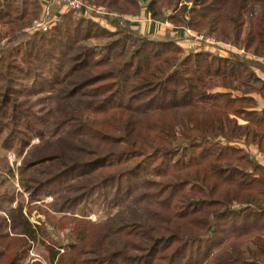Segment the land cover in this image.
Returning a JSON list of instances; mask_svg holds the SVG:
<instances>
[{
    "label": "trees",
    "instance_id": "obj_1",
    "mask_svg": "<svg viewBox=\"0 0 264 264\" xmlns=\"http://www.w3.org/2000/svg\"><path fill=\"white\" fill-rule=\"evenodd\" d=\"M86 1L118 14L105 16L114 30L70 10L32 33L41 1L0 0V146L21 151L67 127L27 163L30 202L123 207L100 222L42 208L72 227L61 252L21 203L2 214L16 195L0 194V264H27L36 242L50 264H264V166L248 150H264V0ZM144 11L177 38L191 30L242 53L185 52L169 31L135 28L128 16ZM57 92L78 101L32 110ZM132 200L141 209L129 217Z\"/></svg>",
    "mask_w": 264,
    "mask_h": 264
},
{
    "label": "rangeland",
    "instance_id": "obj_2",
    "mask_svg": "<svg viewBox=\"0 0 264 264\" xmlns=\"http://www.w3.org/2000/svg\"><path fill=\"white\" fill-rule=\"evenodd\" d=\"M84 1L87 4L91 5L92 7H97L94 6L93 4H90L86 0ZM54 4H58V3H53L50 6L49 11H52L54 9ZM145 6H146L145 3L143 2L142 5V7H144L143 9H145ZM98 7H105V6H98ZM105 9L108 12V8L105 7ZM168 13L170 14L172 13V11H169ZM116 15L118 16V14ZM40 16L37 19H39ZM89 17H93L94 20H96L99 24L103 25L104 27L114 30V28L109 25L105 17L102 16L98 17L93 14L91 16H88L87 18ZM128 18L135 25V28H138L140 32L142 31V33L144 34L151 32L152 29V24H151L152 20H150L151 18L146 19V18H141V17L137 18L132 16H128ZM156 23H157L156 27L158 28L157 29L158 34L157 35L155 34L154 36L159 37L161 35V37L164 38L165 37L164 35L167 33L168 28L166 29L164 24H160V23L158 24V22ZM160 32L163 33L161 34ZM182 37L184 38L178 41V44L180 47L183 48L185 52L190 49L195 50L201 48L200 47L201 44L200 45L198 44L201 42L202 44L205 43L207 46L210 45L211 47H213L212 52H217L220 49H223L226 52L234 51V52L242 53V51H238L236 47H233L228 44L218 43L216 45H211L207 40V38H209L210 36H205L206 38H204L205 39L204 40L200 38V34L191 30L185 31ZM2 43L3 42H1L0 44ZM183 45L186 47H183ZM257 72L259 74L264 73L259 70H257ZM62 95L59 92H57L54 96H52V99L49 100L48 98H46L44 100L45 103L42 102L43 100L40 101L39 103H35L32 110L37 112V114L41 115L47 109L51 108L55 110L60 106L64 105L65 103L72 104L78 101L77 98H71V99L68 98L62 100ZM68 130L69 128L66 127L64 130H61L52 136L51 134H49V132L43 135L34 134L30 138L31 139L30 143L25 145L23 150L21 149V151L20 149L19 150L15 149L14 148L15 146L11 148H3L2 146H0V194L6 193L8 195L11 194L16 195L14 200L7 201L6 203H4V205L2 204V209L4 210H2L1 213L4 215L12 214L14 213L16 207L21 203L24 206V212L28 216L29 220L33 222V224L35 225L43 224L45 228L48 230V235L44 236V241L47 244H53L55 246H58V249H61V252L64 251L63 249L65 248V245L69 244L70 242L69 234L72 230V227L69 228V226H67L63 229L55 228V226L48 221V219L50 220V218L47 215V213L42 212L41 210L42 208H45L46 210L49 211L50 214H53L54 216L57 217L62 216V214H70V215H75L82 219L100 222V221H104L109 215L116 214L117 211H119L123 207L122 204H120V207L104 206V205L103 206L88 205V207L85 206L83 210L82 208L81 209L78 208L77 210H68V211L66 210V212H57L56 209H54L52 206H48L47 202H53L52 197L50 195H45L42 200H39L37 202H30L29 193L24 190L22 185L23 178L26 176V173H24V171L27 169V163L37 161L41 157L48 155L47 149L49 148V146L55 147L58 144L59 140L64 138L65 139L64 141H66V138L68 136L67 134ZM69 139L70 141H75L74 137ZM257 162L261 164L263 163V159H261V157L259 159L257 158ZM35 167L37 168H33L34 170L38 169L40 167V163H37ZM140 209L141 207L136 202V200H132L128 202V204L124 208V212L126 216L130 217L131 215L134 214V211L137 210L140 211ZM46 253H47V248L45 247V244H42L41 242H36V244H34L30 249L29 256L26 261L27 264L28 263L31 264V262L35 260H40V261L42 260L44 264H50L46 261V255H47Z\"/></svg>",
    "mask_w": 264,
    "mask_h": 264
},
{
    "label": "built area",
    "instance_id": "obj_3",
    "mask_svg": "<svg viewBox=\"0 0 264 264\" xmlns=\"http://www.w3.org/2000/svg\"><path fill=\"white\" fill-rule=\"evenodd\" d=\"M42 3L43 11L42 15L39 19L35 20L31 27L29 28L30 32H37V31H46L50 29L56 22L59 20L60 15L67 11H75L82 16H91L92 14L96 13L98 16L105 17L106 15L117 17V15L113 12H107L105 7H92L91 5L87 4L84 0H40ZM53 3H58L61 6V10L59 11H49L50 6ZM200 38L204 39L203 35L200 34ZM205 40V39H204ZM209 44L216 45L217 42L214 38L209 37L207 38ZM264 64V59L262 60ZM263 163H264V150L262 155Z\"/></svg>",
    "mask_w": 264,
    "mask_h": 264
},
{
    "label": "crops",
    "instance_id": "obj_4",
    "mask_svg": "<svg viewBox=\"0 0 264 264\" xmlns=\"http://www.w3.org/2000/svg\"><path fill=\"white\" fill-rule=\"evenodd\" d=\"M54 11H59V10H61V6L60 5H58V4H54V9H53ZM139 17H141V18H150L149 16H148V14L146 13V11H144L143 12V14L142 15H140ZM139 17H137V18H139ZM151 20V19H150ZM140 21V20H139ZM147 21V20H146ZM164 24L165 25V27H166V29L168 28V31L170 32V35L173 37V38H175L176 40H177V43H178V41H180L181 39H183L184 37H182V38H177V37H179V33H178V30L177 29H174V27L172 26V25H170V23L169 22H167V21H165V22H158V24ZM151 24H152V29H151V32H153V34L155 35H157L158 33V28L156 27V22L155 21H152L151 22ZM134 27H135V25H134ZM138 29V28H137ZM167 31V32H168ZM142 32V31H141ZM150 32H148L147 34H149ZM161 34L163 33V32H160ZM186 34V33H185ZM163 36V35H162ZM165 36V35H164ZM159 37H161V35L159 36ZM199 45H200V47L203 45V46H207V45H205V43H198ZM179 45V44H178ZM183 47H186V46H184L183 45ZM205 48H207V49H209V50H211L212 51V49H213V47H211V46H209V47H205ZM200 48H198V49H195V50H199ZM191 50V49H190ZM194 50V51H195ZM263 79H264V73H260L259 74ZM223 90V89H222ZM254 97L255 98H257L258 99V101H259V109H262L263 107H264V100H263V98L261 97V96H259V95H257V94H254ZM248 150L256 157V158H260L261 157V159H262V152H263V150H261L257 145H250V146H248ZM261 164H263L264 165V163H261Z\"/></svg>",
    "mask_w": 264,
    "mask_h": 264
}]
</instances>
